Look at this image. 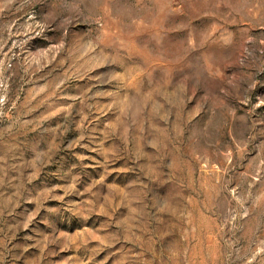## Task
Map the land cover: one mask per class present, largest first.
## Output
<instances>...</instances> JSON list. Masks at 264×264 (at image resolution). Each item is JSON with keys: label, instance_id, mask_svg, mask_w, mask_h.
I'll list each match as a JSON object with an SVG mask.
<instances>
[{"label": "rangeland", "instance_id": "1", "mask_svg": "<svg viewBox=\"0 0 264 264\" xmlns=\"http://www.w3.org/2000/svg\"><path fill=\"white\" fill-rule=\"evenodd\" d=\"M0 264H264V0H0Z\"/></svg>", "mask_w": 264, "mask_h": 264}]
</instances>
